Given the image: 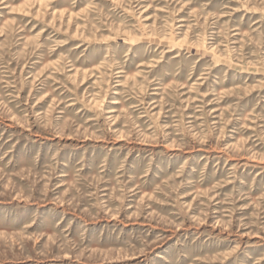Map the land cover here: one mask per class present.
I'll list each match as a JSON object with an SVG mask.
<instances>
[{
	"label": "rangeland",
	"instance_id": "obj_1",
	"mask_svg": "<svg viewBox=\"0 0 264 264\" xmlns=\"http://www.w3.org/2000/svg\"><path fill=\"white\" fill-rule=\"evenodd\" d=\"M0 264H264V0H0Z\"/></svg>",
	"mask_w": 264,
	"mask_h": 264
}]
</instances>
